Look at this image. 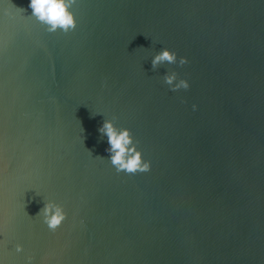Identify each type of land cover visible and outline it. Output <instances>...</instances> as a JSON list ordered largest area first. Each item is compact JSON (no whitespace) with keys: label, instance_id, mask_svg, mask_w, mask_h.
<instances>
[{"label":"water","instance_id":"1","mask_svg":"<svg viewBox=\"0 0 264 264\" xmlns=\"http://www.w3.org/2000/svg\"><path fill=\"white\" fill-rule=\"evenodd\" d=\"M28 3L0 0L4 264H264V0H74L67 33ZM105 118L150 171L115 170Z\"/></svg>","mask_w":264,"mask_h":264},{"label":"clouds","instance_id":"2","mask_svg":"<svg viewBox=\"0 0 264 264\" xmlns=\"http://www.w3.org/2000/svg\"><path fill=\"white\" fill-rule=\"evenodd\" d=\"M73 2L74 0H29L28 7L31 9V16L44 25L48 33L58 30L67 33L76 27V18L71 11ZM165 63H178L182 66L188 63V58L184 56L178 58L175 51L163 47L152 57L151 64L155 70ZM163 81L174 92L190 88L189 81L183 78L178 79L175 71L166 72L163 75ZM192 109L195 111L197 105L193 104ZM98 132L107 138L108 147L105 149L108 153L107 159L118 173L123 171L126 174H135L150 171L151 161L144 159L142 152L137 149V141L134 140L127 127H117L113 119L105 118ZM37 215L42 216L43 222L53 231L66 218L63 207L54 201L45 202ZM22 250V245L17 244L16 251L21 252ZM32 259L28 256L27 264H32ZM0 264H4L2 258H0Z\"/></svg>","mask_w":264,"mask_h":264}]
</instances>
